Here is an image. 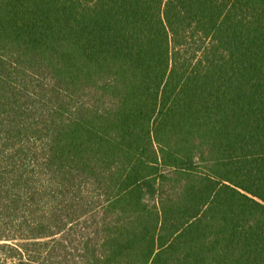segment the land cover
<instances>
[{
    "label": "trees",
    "instance_id": "16d2710c",
    "mask_svg": "<svg viewBox=\"0 0 264 264\" xmlns=\"http://www.w3.org/2000/svg\"><path fill=\"white\" fill-rule=\"evenodd\" d=\"M23 201L0 264L78 224L92 264H264V0H0V209Z\"/></svg>",
    "mask_w": 264,
    "mask_h": 264
},
{
    "label": "rangeland",
    "instance_id": "374dc122",
    "mask_svg": "<svg viewBox=\"0 0 264 264\" xmlns=\"http://www.w3.org/2000/svg\"><path fill=\"white\" fill-rule=\"evenodd\" d=\"M40 215L44 214V210L47 209L43 206L37 207ZM11 208L10 210L0 209V236H10L16 240V243L31 242L30 233L28 231L29 223H32V216L30 215L29 205H25L24 201L20 205L17 211ZM85 226V225H83ZM82 224H78L77 227L71 232L67 243L58 248L57 250H50L55 243L52 239H40L37 242L45 243L50 242L47 247L35 246L40 253L34 254L39 264H92L96 260V256L99 254L97 239L92 233L84 231ZM62 236H57L56 239H60ZM55 239V240H56ZM51 240V241H49ZM3 242H0L2 244ZM88 244V247L86 246ZM87 249V250H86ZM31 250V249H30ZM48 251H52V257L46 258ZM3 259L7 262H11V258L4 255Z\"/></svg>",
    "mask_w": 264,
    "mask_h": 264
}]
</instances>
